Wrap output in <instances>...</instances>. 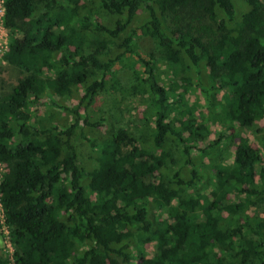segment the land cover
I'll return each instance as SVG.
<instances>
[{"label":"trees","instance_id":"trees-1","mask_svg":"<svg viewBox=\"0 0 264 264\" xmlns=\"http://www.w3.org/2000/svg\"><path fill=\"white\" fill-rule=\"evenodd\" d=\"M4 1L13 263L264 264V0ZM124 97L139 131L111 122Z\"/></svg>","mask_w":264,"mask_h":264},{"label":"rangeland","instance_id":"rangeland-1","mask_svg":"<svg viewBox=\"0 0 264 264\" xmlns=\"http://www.w3.org/2000/svg\"><path fill=\"white\" fill-rule=\"evenodd\" d=\"M137 44L140 47L141 52L147 53L149 51L153 50V41L152 39L147 36V35H143V34H139L137 39ZM131 60H125L123 63H118L115 65V69L117 70V74L120 77L121 80L127 82V79H130L132 77V65L130 64ZM138 65V63L135 62L134 67L136 68ZM13 72L10 71V73L8 72V76L12 77L13 76ZM196 92V91H195ZM197 93V92H196ZM196 97L199 98V105L196 108V113H201L202 111H207V108L204 106L203 104V98L201 97V94L197 93L192 94L191 99H195ZM192 101V100H191ZM108 106L110 105L107 104ZM144 106V103L138 99V98H132V97H124L123 99H121L120 101L117 102V104L115 103V106L110 107L109 111L111 112V114L113 115L112 117V124L114 125V127H125V128H130L132 131H139V129L142 128V117L144 115V111H142ZM39 107H35V106H30L29 110H36ZM107 108V107H105ZM64 115V114H63ZM114 119V120H113ZM261 122L256 124L255 126H260ZM219 128L218 127H214V130L211 133V138L215 137V133L217 132ZM242 135L247 136L251 142H254L253 139V133L251 129L248 130H244L242 132ZM80 149L81 150H86V148H84V144L80 143ZM0 252L1 254H3L4 256H6L7 254V247L5 246V242H4V237L0 236Z\"/></svg>","mask_w":264,"mask_h":264},{"label":"built area","instance_id":"built-area-1","mask_svg":"<svg viewBox=\"0 0 264 264\" xmlns=\"http://www.w3.org/2000/svg\"><path fill=\"white\" fill-rule=\"evenodd\" d=\"M5 1L0 0V65L5 64V60L3 58V53L5 52V49L7 48L8 44V33L3 25V17L5 14ZM2 164L0 163V178L2 173ZM0 236L4 237L5 246L7 247V254L6 258L8 260L7 264H14L13 258H12V244L9 240V228L8 225L5 224L3 211H2V205L0 203Z\"/></svg>","mask_w":264,"mask_h":264}]
</instances>
